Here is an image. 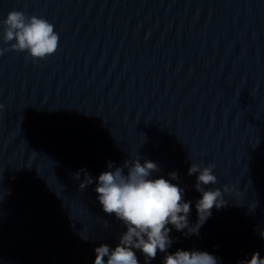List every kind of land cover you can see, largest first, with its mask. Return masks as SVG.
Here are the masks:
<instances>
[{
  "label": "water",
  "instance_id": "1",
  "mask_svg": "<svg viewBox=\"0 0 264 264\" xmlns=\"http://www.w3.org/2000/svg\"><path fill=\"white\" fill-rule=\"evenodd\" d=\"M13 6L52 20L60 40L38 63L0 54V264H93L124 226L95 180L80 187L82 166L96 176L138 154L153 175L178 170L190 224L188 167L215 164L226 203L199 235L173 227V249L220 264L264 254V0H0V17Z\"/></svg>",
  "mask_w": 264,
  "mask_h": 264
},
{
  "label": "clouds",
  "instance_id": "2",
  "mask_svg": "<svg viewBox=\"0 0 264 264\" xmlns=\"http://www.w3.org/2000/svg\"><path fill=\"white\" fill-rule=\"evenodd\" d=\"M0 26L4 41L0 54L8 49L24 51L38 63L58 49L60 34L54 22L44 15L13 6L0 17ZM158 167L155 160L141 159L140 154L126 159L124 165L109 160L108 166L96 176L88 174L86 166H82L86 175L80 187L95 180L94 191L102 209L114 214L124 226L114 243L101 240L95 244L93 264H152L158 252L163 253L160 264H220V257L207 248L173 249L175 238L171 234L174 227L185 235H199L200 226L212 215L213 206L219 208L226 203L216 186L215 164L192 161L188 167V174L196 173L193 186L200 193L195 199L194 224L189 220L193 200L187 197L178 170L153 175ZM81 170H77L76 177ZM80 235L88 239V235ZM259 235L264 237V230ZM237 264H264V254L259 248L253 249L239 258Z\"/></svg>",
  "mask_w": 264,
  "mask_h": 264
}]
</instances>
